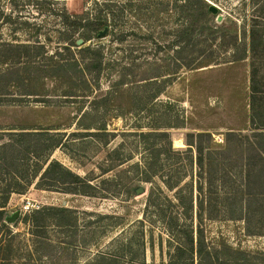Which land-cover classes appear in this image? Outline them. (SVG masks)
<instances>
[{
	"label": "rangeland",
	"instance_id": "obj_1",
	"mask_svg": "<svg viewBox=\"0 0 264 264\" xmlns=\"http://www.w3.org/2000/svg\"><path fill=\"white\" fill-rule=\"evenodd\" d=\"M206 3L215 11L184 8L183 0H0V144L9 142L17 150L7 155L11 167L0 161L5 174L0 180H31L34 169L44 165L50 144L58 140L63 147L52 150L49 161L94 178L93 184L105 179L99 188L105 198L41 190L35 187L38 178L24 194L10 195L3 210L5 217L20 211L17 232L25 229L21 219L39 207L75 211L73 228H49L52 248L37 264H98L99 254L109 257L100 264H167L165 236L161 245L158 228L138 223L149 185L132 181L128 170L139 162L135 138L126 134L135 131L131 108L150 104L142 99L149 93L140 84L153 79L154 88L164 87L175 68L174 56H179L193 67L177 71L153 108L168 114L183 110L185 128L169 131L172 142H183L188 132L209 133L215 145H222L229 132L250 134L251 60L232 61L230 55L235 34L239 42L241 16L257 15L256 5L251 0ZM187 27L193 28L191 39L182 34ZM104 28L107 34L98 36ZM96 56L102 65L94 82L82 77L75 62ZM259 78L264 91V66ZM91 108L98 109L83 124L106 126L107 134L97 141L73 134L94 131L78 130L76 123L82 110ZM119 146L132 159L120 166H115L117 160L110 162L114 168L97 177L100 168H107L100 166L109 152ZM13 172L19 178L12 180ZM137 188L144 192L136 194ZM250 202L261 208L250 218V232L242 219L205 220L213 264H264V197ZM10 260L31 261L25 253H13Z\"/></svg>",
	"mask_w": 264,
	"mask_h": 264
},
{
	"label": "trees",
	"instance_id": "obj_2",
	"mask_svg": "<svg viewBox=\"0 0 264 264\" xmlns=\"http://www.w3.org/2000/svg\"><path fill=\"white\" fill-rule=\"evenodd\" d=\"M251 3L256 5L254 11L257 15H252L249 19L241 16L239 42L235 41L238 39L235 34L230 55L232 61L251 60L248 96L250 134L229 132L222 145H215L209 133L188 132L184 134L183 142L180 139L172 142L169 131L185 128L183 110L168 114L167 111L154 112L153 108L156 106V99L174 81L172 78L177 71L183 67H193L176 55L172 77L168 78L164 87L154 88L157 82L152 78L140 84L144 94L149 93L142 97L149 100V106L147 102H140V105L131 108L130 113L137 117L133 122L135 131L126 134L135 138L134 149L139 151V162L130 165L128 170L133 172L132 181L149 185L143 219L138 223L142 226L148 223L151 228H158L161 245L162 236H165L167 264H213L215 258L210 256L206 248L205 220L218 217L242 219L250 232V218L261 211L260 207H252L250 201L264 197V91L263 78H259L264 66V0H251ZM195 6L198 10H208L210 4L206 0H183L182 7L192 9ZM182 34L191 39L194 36L193 28L187 27ZM81 37L83 40L88 39L82 35ZM84 51L89 52V49ZM82 59L75 62L78 72L83 78L97 82L102 58L96 56ZM91 66L96 67V70H92ZM171 105L167 103V106ZM97 109L82 110L76 122L78 130L94 131L73 134L91 136L95 141L107 134L105 124H83V120ZM143 115L145 116L142 117ZM62 134L60 136H64ZM62 147L60 140L50 144L44 157L45 168L36 167L28 182L17 184L0 180V264H9L13 253H25L31 260L29 264H37V259L41 261V256H45L46 251L52 248L49 228L70 229L75 223L74 210L43 206L25 215L20 221L25 229L17 232L14 230L17 222L10 225L4 221L3 209L11 194H24L38 178L35 187L41 190H55L84 197L104 196L99 188L100 182L104 183L105 179L93 184L91 181L94 178L87 175L81 177L59 162L49 161L52 150ZM121 148L119 146L109 152L100 166L107 168H100L97 177L105 176L114 168H111L110 162L117 160L115 166H120L132 159ZM10 153L17 154L12 144H0V161L5 162L7 168L11 167L6 162ZM3 176L5 174L0 173V177ZM15 178L19 177L13 172L11 179ZM129 186L124 187L127 190ZM142 247L144 248L143 244ZM106 258L109 257L99 254L95 261L100 264Z\"/></svg>",
	"mask_w": 264,
	"mask_h": 264
},
{
	"label": "water",
	"instance_id": "obj_3",
	"mask_svg": "<svg viewBox=\"0 0 264 264\" xmlns=\"http://www.w3.org/2000/svg\"><path fill=\"white\" fill-rule=\"evenodd\" d=\"M210 11H212V12L215 11L214 6H211V7H210ZM106 34H107V28H104L103 31H101V32L98 33V36H101V37H102V36H105ZM80 43H81V40H79V41L77 42V44H80ZM135 192H136V194H141V193H143L144 191H143V188H137ZM65 204H66V203L63 202V205H65ZM19 216H20V211H15V212L12 213L10 216H6L5 219H4V221H5V223H7V224H14V223H16V221L18 220Z\"/></svg>",
	"mask_w": 264,
	"mask_h": 264
},
{
	"label": "bare ground",
	"instance_id": "obj_4",
	"mask_svg": "<svg viewBox=\"0 0 264 264\" xmlns=\"http://www.w3.org/2000/svg\"><path fill=\"white\" fill-rule=\"evenodd\" d=\"M174 146V145H173Z\"/></svg>",
	"mask_w": 264,
	"mask_h": 264
}]
</instances>
